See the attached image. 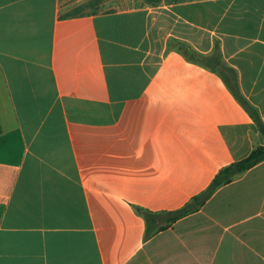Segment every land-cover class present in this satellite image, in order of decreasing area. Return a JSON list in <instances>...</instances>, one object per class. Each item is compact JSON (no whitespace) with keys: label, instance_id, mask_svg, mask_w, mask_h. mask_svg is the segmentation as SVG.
Masks as SVG:
<instances>
[{"label":"crops","instance_id":"0c3cea01","mask_svg":"<svg viewBox=\"0 0 264 264\" xmlns=\"http://www.w3.org/2000/svg\"><path fill=\"white\" fill-rule=\"evenodd\" d=\"M235 93L264 124V0H0V264H264V161L133 207L264 145Z\"/></svg>","mask_w":264,"mask_h":264},{"label":"trees","instance_id":"16d2710c","mask_svg":"<svg viewBox=\"0 0 264 264\" xmlns=\"http://www.w3.org/2000/svg\"><path fill=\"white\" fill-rule=\"evenodd\" d=\"M190 56L184 52L186 59L193 63H198L216 71L221 69V61L218 57H200L189 49ZM196 57L204 60L197 61ZM238 100L254 117V120L264 135V124L257 113L250 108V105L238 93H235ZM264 161V145L255 149L248 157L243 160L232 163L224 167L216 175L212 183L203 192L195 196L185 206L173 211H151L139 206H133L136 213L141 216L146 225L145 239L172 227L180 219L197 212L206 202L214 195V193L223 186L233 182L237 176L242 175L247 170Z\"/></svg>","mask_w":264,"mask_h":264},{"label":"rangeland","instance_id":"374dc122","mask_svg":"<svg viewBox=\"0 0 264 264\" xmlns=\"http://www.w3.org/2000/svg\"><path fill=\"white\" fill-rule=\"evenodd\" d=\"M187 54V53H186ZM188 56H190V53L188 52ZM196 60H198V61H202V62H205L204 60H202V59H200V58H198V57H196ZM206 63V62H205Z\"/></svg>","mask_w":264,"mask_h":264}]
</instances>
